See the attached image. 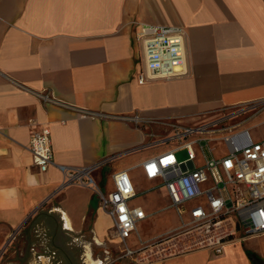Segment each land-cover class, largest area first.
Instances as JSON below:
<instances>
[{
  "label": "crops",
  "instance_id": "crops-1",
  "mask_svg": "<svg viewBox=\"0 0 264 264\" xmlns=\"http://www.w3.org/2000/svg\"><path fill=\"white\" fill-rule=\"evenodd\" d=\"M142 25L184 29L187 76L138 83ZM42 92L68 107L44 103ZM224 109L241 112L232 124L253 141L264 139L251 134L264 111V0H0V254L20 237L24 251H14L13 263L153 264L143 261L146 252L117 260L113 220L93 188L66 184L60 166L108 161L94 178L99 185L108 165L112 185L113 173L141 171L167 149L156 142L172 125L195 126ZM79 110L138 113L150 123L138 129L82 118ZM43 128L51 130L54 152L47 172L30 149L33 132ZM170 230L143 239L145 247ZM244 243L222 256L198 250L159 264H253L247 251L264 264Z\"/></svg>",
  "mask_w": 264,
  "mask_h": 264
},
{
  "label": "built area",
  "instance_id": "built-area-1",
  "mask_svg": "<svg viewBox=\"0 0 264 264\" xmlns=\"http://www.w3.org/2000/svg\"><path fill=\"white\" fill-rule=\"evenodd\" d=\"M137 40L142 44L144 61V69L138 75L140 85L188 75L183 28L142 25ZM38 97L44 103L68 107L51 94L42 92ZM79 111L82 118L117 120L138 129L150 123L138 113ZM213 115L195 126L172 125L171 132L156 142L167 149L141 165L150 190L165 189L169 199L166 209L175 210L180 222L147 247L138 224L149 214L142 206L132 204L145 191L128 170L113 173L112 190L104 192L94 172L108 161L83 168L60 166L66 184L93 188L101 209L113 220L114 238L122 246L117 260H136L144 252L143 261L153 264L168 256L198 250L222 256L228 246L264 234V139L255 142L247 130L232 124L241 115L237 110L224 109ZM51 137L50 128L35 130L31 137L33 162L40 172H47L54 164ZM185 150L187 158L180 160L177 154ZM134 235L139 239L138 249L137 245H129Z\"/></svg>",
  "mask_w": 264,
  "mask_h": 264
},
{
  "label": "rangeland",
  "instance_id": "rangeland-1",
  "mask_svg": "<svg viewBox=\"0 0 264 264\" xmlns=\"http://www.w3.org/2000/svg\"><path fill=\"white\" fill-rule=\"evenodd\" d=\"M260 109V108H258ZM254 111H252L253 113ZM243 117V116H242ZM242 117H239L236 121H239L242 119ZM259 124L255 126L251 130V134L253 136H263L264 135V111L261 112V116L257 117ZM255 119H252L251 122H253ZM220 136V135H217ZM219 144V143H218ZM206 145V143H205ZM212 145V144H211ZM221 147V146H220ZM177 157L180 160L187 158V151H182L177 154ZM101 181L99 183L100 188L104 192H109L112 190L111 185V174H112V168L108 165L102 168L101 170ZM133 179L137 181L139 184V188L143 191H145V194L137 197L133 200L132 204L135 206H142L145 211L149 214V218L140 222L138 224V230L142 235L143 239H146L147 237H152L154 234L163 233L165 231H168L172 228L178 227L180 222L179 218L173 209L167 210V206L169 205V199L167 197V193L164 188L161 189H155L150 190L151 184L143 179V176L141 174V171L136 170L130 174ZM150 190V191H148ZM103 224L107 229H111V222L108 219H105L103 221ZM114 229L111 230L110 236L112 239L114 238ZM19 242H16L11 245V247H8V251L5 255L4 252H1L0 254V260L1 264H12L14 259V251H24V242L25 238L19 237ZM138 238L136 235H134L131 240L129 241V245L133 247L134 245H137ZM15 241V236L11 238V242L13 243ZM246 246L252 247L254 250L258 251L264 256V236L263 237H257L253 238L252 240H249L244 243ZM110 250L112 251L113 259L116 258V251L114 247H111ZM14 253V254H13ZM11 261V262H10ZM13 264H20V262H16L14 260Z\"/></svg>",
  "mask_w": 264,
  "mask_h": 264
},
{
  "label": "trees",
  "instance_id": "trees-1",
  "mask_svg": "<svg viewBox=\"0 0 264 264\" xmlns=\"http://www.w3.org/2000/svg\"><path fill=\"white\" fill-rule=\"evenodd\" d=\"M248 256L252 260L253 264H261V259L255 253L247 251Z\"/></svg>",
  "mask_w": 264,
  "mask_h": 264
},
{
  "label": "water",
  "instance_id": "water-1",
  "mask_svg": "<svg viewBox=\"0 0 264 264\" xmlns=\"http://www.w3.org/2000/svg\"><path fill=\"white\" fill-rule=\"evenodd\" d=\"M119 264H121V263H119Z\"/></svg>",
  "mask_w": 264,
  "mask_h": 264
}]
</instances>
